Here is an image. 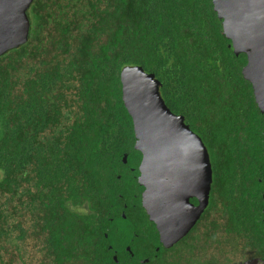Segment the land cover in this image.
I'll return each mask as SVG.
<instances>
[{
    "label": "trees",
    "instance_id": "16d2710c",
    "mask_svg": "<svg viewBox=\"0 0 264 264\" xmlns=\"http://www.w3.org/2000/svg\"><path fill=\"white\" fill-rule=\"evenodd\" d=\"M213 1H34L28 42L0 57V264L108 258L94 244L106 240L117 175L137 192L142 158L126 67L156 76L209 149L232 224H253L247 183L264 173V114Z\"/></svg>",
    "mask_w": 264,
    "mask_h": 264
},
{
    "label": "water",
    "instance_id": "95a60500",
    "mask_svg": "<svg viewBox=\"0 0 264 264\" xmlns=\"http://www.w3.org/2000/svg\"><path fill=\"white\" fill-rule=\"evenodd\" d=\"M34 1L0 0V57L28 42L32 26L28 12ZM213 4L235 55L246 57L242 73L264 114V0H214ZM121 82L133 118L135 149L142 156L138 172L145 188L144 206L154 210L162 241L169 246L196 224L208 206L211 156L184 117L167 106L154 74L140 66L126 67ZM129 158L125 154L123 164ZM191 198L199 199L198 207L191 205Z\"/></svg>",
    "mask_w": 264,
    "mask_h": 264
},
{
    "label": "flooded vegetation",
    "instance_id": "af4514ba",
    "mask_svg": "<svg viewBox=\"0 0 264 264\" xmlns=\"http://www.w3.org/2000/svg\"><path fill=\"white\" fill-rule=\"evenodd\" d=\"M212 168L208 206L196 224L169 246L162 241L154 210L144 206L145 188L140 176H134L138 191L126 193L130 187L121 184V175H117V190L121 192L111 202L102 223L106 240L94 244L105 250L108 264H264V173L257 183H247L249 194L254 193L253 224L239 227L232 224L231 211L224 209L221 173L213 163ZM134 171L130 168L133 175ZM243 175L238 167L236 178L241 180ZM190 203L198 207L200 201L191 198ZM98 258L99 264L106 260Z\"/></svg>",
    "mask_w": 264,
    "mask_h": 264
}]
</instances>
